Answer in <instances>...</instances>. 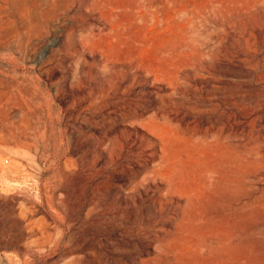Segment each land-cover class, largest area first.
I'll list each match as a JSON object with an SVG mask.
<instances>
[{
  "label": "rangeland",
  "instance_id": "374dc122",
  "mask_svg": "<svg viewBox=\"0 0 264 264\" xmlns=\"http://www.w3.org/2000/svg\"><path fill=\"white\" fill-rule=\"evenodd\" d=\"M53 263L264 264V0H0V264Z\"/></svg>",
  "mask_w": 264,
  "mask_h": 264
},
{
  "label": "bare ground",
  "instance_id": "6f19581e",
  "mask_svg": "<svg viewBox=\"0 0 264 264\" xmlns=\"http://www.w3.org/2000/svg\"><path fill=\"white\" fill-rule=\"evenodd\" d=\"M259 33V32H258ZM238 50V49H237ZM236 54V53H235ZM224 56V55H223ZM237 57V56H236ZM239 57V56H238ZM227 58V57H226ZM220 59V58H219ZM221 59H222V57H221ZM223 60V59H222ZM221 60V61H222ZM43 61V60H42ZM219 62H220V60H219ZM218 64V63H217ZM212 65H213V63H212ZM215 67V66H214ZM216 68H217V66H216ZM197 71V70H196ZM195 71V72H196ZM207 71H209V69L207 70ZM212 71V70H211ZM198 72V71H197ZM218 72V71H217ZM202 73H206V72H202ZM200 74V73H199ZM208 75V74H207ZM48 76H50V75H48ZM214 76V75H213ZM134 77V76H133ZM186 77V76H185ZM196 77V76H195ZM187 79V78H186ZM197 79V78H196ZM47 80V79H46ZM191 80V79H190ZM123 81V80H122ZM127 81V80H126ZM189 81V80H188ZM132 82V81H131ZM130 82V83H131ZM197 82V81H196ZM120 84V83H119ZM133 84V83H132ZM144 84V83H143ZM194 84V83H193ZM130 85V84H129ZM194 85H196V83L194 84ZM187 86V85H186ZM189 86V85H188ZM130 87V86H129ZM148 87V86H147ZM142 88V87H141ZM191 88V87H190ZM129 89V88H128ZM131 89V88H130ZM147 89V88H146ZM142 91H143V89H142ZM146 91V90H145ZM176 91V90H175ZM136 93V92H135ZM147 93V92H146ZM173 93V92H172ZM32 94V93H31ZM30 94V95H31ZM35 94V93H34ZM150 94V93H149ZM167 94V93H166ZM58 95V94H57ZM178 95V94H177ZM179 95H181V94H179ZM35 96V95H34ZM66 96V95H65ZM69 96V95H68ZM150 96V95H149ZM152 96V95H151ZM173 96V95H172ZM183 96V95H182ZM30 97V96H29ZM33 97V96H32ZM37 97V96H36ZM60 97V96H59ZM61 98V97H60ZM144 98V97H143ZM35 99V98H34ZM56 99V98H55ZM67 98H65L64 100H66ZM32 100V99H31ZM59 100V99H58ZM63 100V101H64ZM62 101V102H63ZM27 103V102H26ZM64 103V102H63ZM45 105H46V103H44ZM39 105V104H38ZM42 105V104H41ZM140 105V104H139ZM142 106V105H141ZM31 108H32V105H31ZM151 109V108H150ZM155 109V108H154ZM38 110V109H37ZM31 111L32 110H30V112L29 113H31ZM175 111V110H174ZM182 111H184V110H182ZM189 111V110H188ZM47 112V111H46ZM139 112H140V110H139ZM257 112V111H256ZM35 113H37V112H35ZM138 113V112H137ZM174 113V112H173ZM187 113V112H186ZM26 114V113H25ZM28 114V113H27ZM141 115H142V113H140ZM165 114V113H164ZM252 114H254V113H252ZM256 114V113H255ZM8 115V114H7ZM32 115V114H31ZM40 115V114H39ZM137 115H139V114H137ZM145 115V114H144ZM170 115V114H169ZM171 115H173V114H171ZM180 115V114H179ZM187 115V114H186ZM194 115V114H193ZM27 116V115H26ZM175 116V115H174ZM182 116V115H181ZM252 116V115H251ZM4 117V116H3ZM37 117V116H36ZM28 118V117H27ZM38 118V117H37ZM42 118V117H41ZM143 118V117H142ZM169 118V117H168ZM172 118V117H171ZM189 118V117H188ZM187 118V119H188ZM194 118V117H193ZM258 118H260V117H258ZM32 119V118H31ZM34 119V118H33ZM186 119V120H187ZM191 119V118H190ZM35 120V119H34ZM38 120V119H37ZM50 120V119H49ZM123 120V119H122ZM169 120H171L170 118H169ZM175 120H176V118H175ZM178 120V119H177ZM259 120V119H258ZM31 121V120H30ZM47 121V120H46ZM180 121H181V117H180ZM185 121V120H184ZM197 121V120H196ZM201 121V120H200ZM32 122V121H31ZM39 122V121H38ZM44 122V121H43ZM50 122V121H49ZM171 122H173V121H171ZM40 123V122H39ZM207 123V122H206ZM50 124V123H49ZM122 124V123H121ZM126 124V123H125ZM34 125V124H33ZM185 125V124H184ZM19 126V125H18ZM35 126V125H34ZM51 126V125H50ZM36 127V126H35ZM13 128V127H12ZM45 128H47L46 126H45ZM129 128V127H128ZM131 128V127H130ZM134 128V127H133ZM142 128V127H141ZM19 129V128H18ZM49 129V128H48ZM45 130V129H44ZM117 130V129H116ZM130 130V129H129ZM143 130V129H142ZM51 131V130H50ZM120 131V130H119ZM140 131V130H139ZM10 132V131H9ZM15 132V131H14ZM29 132H31V131H29ZM48 132V131H47ZM134 132H135V129H134ZM137 132V131H136ZM36 133H37V131H36ZM129 133V132H128ZM133 133V132H132ZM131 133V134H132ZM140 133V132H139ZM9 134V133H8ZM17 134V133H16ZM15 133H13V132H11V134L9 135V137H11V138H13V140L16 138V139H18L19 140V142H20V144H24V145H26V146H28V147H32V146H36L35 145V141H33V137H29V136H31V135H29L28 137L26 136V137H24L23 136V134H21V135H16ZM20 134V133H19ZM29 134V133H28ZM50 134V133H49ZM38 135V134H37ZM140 135V134H139ZM39 136V135H38ZM44 136V135H43ZM50 136V135H49ZM73 136V135H72ZM133 136V135H132ZM47 137V136H46ZM54 137V136H53ZM52 137V138H53ZM123 138V137H122ZM135 138V137H134ZM137 138V137H136ZM144 138V137H143ZM147 138V137H146ZM152 138V137H151ZM154 138H155V141L156 140H161L162 141V138H161V136L159 135V134H155L154 135ZM15 139V140H16ZM37 139V138H36ZM40 139V138H39ZM44 139V138H43ZM71 139V138H70ZM73 139H75V138H73ZM145 139V138H144ZM153 139V138H152ZM45 140V139H44ZM132 140H133V138H132ZM147 140V139H146ZM47 141V140H46ZM45 141V142H46ZM124 141V140H123ZM137 141H139V140H137ZM154 141V142H155ZM12 142V141H11ZM76 142V141H75ZM149 142H151V141H149ZM56 143V142H55ZM62 143V142H61ZM145 143V142H144ZM153 143V142H152ZM158 143V142H157ZM156 143V144H157ZM15 144V143H14ZM51 144V143H50ZM79 144V143H78ZM126 144H127V142H126ZM128 144H130V141H129V143ZM127 144V145H128ZM140 145V144H139ZM142 145V144H141ZM149 145V144H148ZM46 146V145H45ZM158 146V145H157ZM53 147V146H52ZM60 147V146H59ZM125 147H126V145H125ZM134 147V146H133ZM35 148H39V147H35ZM44 148V147H43ZM69 148V147H68ZM77 148V147H76ZM142 148V147H141ZM161 148V147H160ZM159 148V149H160ZM71 149V148H70ZM69 149V150H70ZM74 149V148H73ZM150 149V148H149ZM52 150V149H51ZM50 150V151H51ZM144 150V149H143ZM142 150V151H143ZM41 151V150H40ZM49 151V150H48ZM47 151V152H48ZM53 151V150H52ZM59 151H61V150H59ZM73 151V150H72ZM158 151H160V157L162 158V160L164 159V157L166 158V156H167V152L165 151V149H164V146L162 145V148L160 149V150H158ZM66 152V151H65ZM78 152V151H77ZM76 152V153H77ZM156 152H157V150H156V147H155V149H153V154H154V156H155V154H156ZM41 153V152H40ZM74 153H75V151H74ZM74 153H73V156H74ZM142 153H144V152H142ZM149 153V152H148ZM147 153V154H148ZM59 154V153H58ZM104 154V153H103ZM158 154V153H157ZM150 155V154H149ZM159 155V154H158ZM45 156V155H44ZM147 156V155H146ZM46 157V156H45ZM62 157V156H61ZM104 157H106V156H104ZM134 157V156H133ZM139 157V156H138ZM107 158V157H106ZM148 158H150V156L148 157ZM54 159H55V157H54ZM58 159V158H57ZM65 160V159H64ZM68 160V159H67ZM82 160V159H81ZM49 161H50V159H49ZM69 161V160H68ZM101 161V160H100ZM140 161H142L141 159H140ZM140 161H138V162H140ZM54 162V161H53ZM70 162V161H69ZM152 162H154V160L152 161ZM155 162H156V160H155ZM64 163V162H63ZM100 163V162H99ZM105 163V162H104ZM145 163V162H144ZM49 164V163H48ZM65 164V163H64ZM70 164V163H69ZM82 164V163H81ZM132 164V163H131ZM149 164V163H148ZM147 164V165H148ZM53 165V164H52ZM71 165V164H70ZM160 164H158L157 166H156V168H155V176H154V179H158V166H159ZM60 166V165H59ZM137 166V165H136ZM150 166V165H149ZM61 168V167H60ZM129 168V167H128ZM47 169V168H46ZM131 169V168H130ZM137 169V168H136ZM147 169H149L148 167H147ZM74 170V169H73ZM127 170H129V169H127ZM133 170V169H132ZM138 170H139V167H138ZM131 171V170H130ZM69 172H70V170H69ZM125 172H127V171H125ZM64 174V173H63ZM126 174H128V172L126 173ZM125 174V175H126ZM134 174V173H133ZM129 175V174H128ZM63 176H65V175H63ZM123 176V175H122ZM52 177V176H51ZM72 177V176H71ZM58 178H59V176H58ZM62 178H64V177H62ZM70 178V177H69ZM71 179V178H70ZM68 180V179H67ZM80 180V179H79ZM48 181V180H47ZM50 181V180H49ZM57 181H59V179L57 180ZM56 181V182H57ZM119 181V180H118ZM67 183V182H66ZM82 183V182H81ZM59 184V183H58ZM65 184V183H64ZM59 186V185H58ZM47 187V186H46ZM74 187V186H73ZM90 187V186H89ZM75 188V187H74ZM77 188V187H76ZM67 189V188H66ZM81 189V188H80ZM90 189V188H89ZM78 191H80V190H78ZM165 191V190H164ZM65 192H66V190H65ZM77 192V191H76ZM87 193V192H86ZM160 193V192H159ZM165 193V192H164ZM166 194H168L167 192H166ZM68 195V194H67ZM66 195V196H67ZM89 195V194H88ZM68 197V196H67ZM159 197V196H158ZM85 198V197H84ZM155 198V197H154ZM67 199V198H66ZM65 198L63 199V200H66ZM139 199V198H138ZM51 201V200H50ZM156 201V200H155ZM65 202V201H64ZM76 202V201H75ZM79 202V201H78ZM85 203V202H84ZM172 203V202H171ZM63 204V203H62ZM70 204V203H69ZM73 204V203H72ZM87 204H88V202H87ZM166 204V203H165ZM71 205V204H70ZM84 205V204H83ZM48 206H50V205H48ZM64 206V205H63ZM85 206V205H84ZM72 207V206H71ZM78 207V206H77ZM66 208V207H65ZM80 208V207H79ZM71 209V208H70ZM90 213H91V211H90V209H87ZM48 214V213H47ZM87 214H89L88 212H87ZM49 215V214H48ZM95 215V214H94ZM47 218V217H46ZM71 218V217H70ZM38 222V221H37ZM39 222H40V220H39ZM70 222V221H69ZM65 223V222H64ZM71 223V222H70ZM38 224V223H37ZM81 224V223H80ZM92 224V223H91ZM82 225V224H81ZM90 225V224H89ZM94 225V224H93ZM36 227H38V226H36ZM45 229V228H44ZM52 228H50V230H51ZM64 229V228H63ZM40 230V229H39ZM46 230H48V229H46ZM60 230V229H59ZM58 231V230H57ZM64 231V230H63ZM60 232V231H59ZM38 233H39V231H38ZM40 234V233H39ZM43 234H44V232H43ZM49 234H50V232H49ZM53 234V233H52ZM42 235V234H41ZM54 235H55V233H54ZM54 235H53V237H54ZM45 236V235H44ZM50 236V235H49ZM58 236V235H57ZM43 238V237H42ZM37 239V238H36ZM40 239V238H39ZM38 239V240H39ZM72 239H74V238H72ZM38 240H35V242L36 241H38ZM59 240V239H58ZM76 240V239H75ZM50 241V240H49ZM62 241V240H61ZM74 241V240H73ZM149 241V240H148ZM45 242H46V240H45ZM54 242V241H53ZM55 242H58V241H55ZM79 242V241H78ZM147 243H150V242H147ZM55 244V243H54ZM57 244V243H56ZM62 244V243H61ZM52 245V244H51ZM147 245V244H146ZM42 246H43V244H42ZM56 246V245H55ZM148 246V245H147ZM25 247V246H24ZM36 248H37V246H35ZM45 247V246H44ZM50 247V246H49ZM48 247V248H49ZM52 248V247H51ZM146 248V247H145ZM45 249V248H44ZM56 249V248H55ZM41 250V249H40ZM146 250V249H145ZM148 250V249H147ZM29 251V250H28ZM49 251V250H48ZM23 252V251H22ZM148 252V251H147ZM31 253V252H30ZM28 254V253H27ZM43 254V253H42ZM149 254V253H148ZM31 259V258H30ZM55 263V262H54ZM53 263V264H54Z\"/></svg>",
  "mask_w": 264,
  "mask_h": 264
}]
</instances>
